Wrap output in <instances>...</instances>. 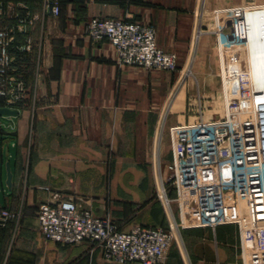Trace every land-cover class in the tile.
<instances>
[{
	"label": "crops",
	"instance_id": "crops-1",
	"mask_svg": "<svg viewBox=\"0 0 264 264\" xmlns=\"http://www.w3.org/2000/svg\"><path fill=\"white\" fill-rule=\"evenodd\" d=\"M57 1L60 13L53 17L44 13L43 0H0V27H14V16L28 13L32 25L26 34L14 33L15 45L26 35L34 45L27 104L16 116L0 115V207L18 215L0 230V264H118L86 242L44 241L37 207L57 195L94 216L111 217L122 232L167 229L171 219L153 192L168 176L169 129L181 120L171 121L175 111L167 102L183 74L119 68L109 43L86 37V22L152 25L157 46L176 54L179 69L193 66L197 92L206 98V84L215 77L207 68L210 44L219 26L228 28L233 10L247 9L237 30L244 33L250 88L264 115V0ZM182 93L181 87L176 98ZM171 211L178 232L165 264H240L236 225L183 227L175 204Z\"/></svg>",
	"mask_w": 264,
	"mask_h": 264
},
{
	"label": "built area",
	"instance_id": "built-area-1",
	"mask_svg": "<svg viewBox=\"0 0 264 264\" xmlns=\"http://www.w3.org/2000/svg\"><path fill=\"white\" fill-rule=\"evenodd\" d=\"M46 15L57 17V0H43ZM245 10H233L236 26H243ZM14 27H0V108L19 111L26 106L30 87L26 69L34 45L25 36L15 45L14 33L26 34L33 18L14 16ZM3 21V20H2ZM95 43L106 41L117 55L119 68L147 71L178 70L177 56L161 50L152 25L128 19L92 18L84 27ZM240 42L244 33L239 32ZM224 111L206 119L202 107L193 123H178L169 129L172 159L168 176L155 185V197L171 222L167 229L135 226L122 232L109 217L94 216L73 198L41 203L36 218L44 241L61 245L88 243L99 248L104 259L118 264H165L178 232L171 207L179 210L181 226L215 228L236 225L240 249L254 264H264V115L251 88L234 74L225 76ZM174 194L173 196L171 194ZM18 217L0 207V226Z\"/></svg>",
	"mask_w": 264,
	"mask_h": 264
},
{
	"label": "rangeland",
	"instance_id": "rangeland-1",
	"mask_svg": "<svg viewBox=\"0 0 264 264\" xmlns=\"http://www.w3.org/2000/svg\"><path fill=\"white\" fill-rule=\"evenodd\" d=\"M218 28V33H216L217 36H215V42L210 44L212 49H209L210 62L207 68L209 71H213L215 77L210 80L208 86L206 84V98L197 92L199 81L194 76L196 74L193 72V66L189 65L186 67H180L179 69L177 64V77L183 74V78L179 82L178 86H176V90H174L167 102V108L169 109L172 107V112L175 111L174 113L168 114V117L173 122H176V119H180L181 123L185 124L188 122H195L198 114L197 109L201 105L204 106V104L206 105V109H203L201 106L202 110L204 111V118L215 119L221 116L224 111L225 103V88L223 82L225 76L236 74L240 78L243 86L246 88L250 87L248 75L247 43L245 40L244 42H240L239 40L236 18L233 16V11L231 12V19L228 24V28L230 29L227 28L222 30L220 26ZM185 72L186 74H184ZM181 87L183 93L178 98H176L177 90H179ZM212 88L214 89L212 90ZM186 89H188V93ZM153 196L154 199L160 203L155 197V192H153ZM109 218L112 219L111 217ZM240 259V264H254V259L251 257V255L241 249Z\"/></svg>",
	"mask_w": 264,
	"mask_h": 264
},
{
	"label": "water",
	"instance_id": "water-1",
	"mask_svg": "<svg viewBox=\"0 0 264 264\" xmlns=\"http://www.w3.org/2000/svg\"><path fill=\"white\" fill-rule=\"evenodd\" d=\"M18 114L17 110H10L7 108H0V115L3 116H16ZM11 179H12V174L10 172V168L8 163L6 164V185L8 188L11 186Z\"/></svg>",
	"mask_w": 264,
	"mask_h": 264
},
{
	"label": "trees",
	"instance_id": "trees-1",
	"mask_svg": "<svg viewBox=\"0 0 264 264\" xmlns=\"http://www.w3.org/2000/svg\"><path fill=\"white\" fill-rule=\"evenodd\" d=\"M4 229V227L2 228V227H0V230H3Z\"/></svg>",
	"mask_w": 264,
	"mask_h": 264
}]
</instances>
